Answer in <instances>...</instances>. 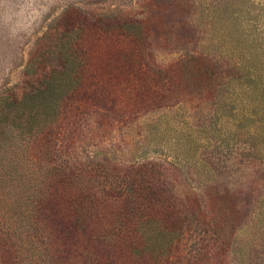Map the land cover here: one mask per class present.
I'll return each instance as SVG.
<instances>
[{
	"label": "rangeland",
	"instance_id": "rangeland-1",
	"mask_svg": "<svg viewBox=\"0 0 264 264\" xmlns=\"http://www.w3.org/2000/svg\"><path fill=\"white\" fill-rule=\"evenodd\" d=\"M70 13L82 85L40 158L106 183L156 164L183 208L236 213L221 244L183 237L173 264H264V0H0V94Z\"/></svg>",
	"mask_w": 264,
	"mask_h": 264
},
{
	"label": "trees",
	"instance_id": "trees-1",
	"mask_svg": "<svg viewBox=\"0 0 264 264\" xmlns=\"http://www.w3.org/2000/svg\"><path fill=\"white\" fill-rule=\"evenodd\" d=\"M82 25L70 13L50 26L23 80L0 94V264H173L186 235L221 244L233 208H183L156 164L106 183L40 158L35 141L82 85Z\"/></svg>",
	"mask_w": 264,
	"mask_h": 264
}]
</instances>
